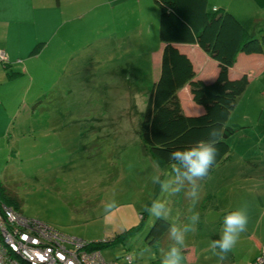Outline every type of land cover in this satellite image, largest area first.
<instances>
[{"label": "rangeland", "instance_id": "rangeland-1", "mask_svg": "<svg viewBox=\"0 0 264 264\" xmlns=\"http://www.w3.org/2000/svg\"><path fill=\"white\" fill-rule=\"evenodd\" d=\"M134 6L135 0H0V53L8 62L0 63V183L17 195L25 217L68 236L91 243L132 228L121 243L101 248L105 261L120 264L126 256L131 264H157L170 247L145 241L157 218L145 206L154 201L181 230L200 214L196 230L176 245L186 250L184 264H219L211 242L220 238L224 214L246 203L247 230L223 264H264V80L249 83L228 118L249 123L229 138V159L199 184L195 202L181 203L173 189L178 175L187 178L184 169L156 164L139 134L161 42L158 6L151 12L141 0L145 14ZM39 42L45 45L32 55Z\"/></svg>", "mask_w": 264, "mask_h": 264}, {"label": "trees", "instance_id": "trees-1", "mask_svg": "<svg viewBox=\"0 0 264 264\" xmlns=\"http://www.w3.org/2000/svg\"><path fill=\"white\" fill-rule=\"evenodd\" d=\"M153 2L152 9L158 6V36L162 51L159 71L152 82L142 115L140 137L153 160L162 167L177 164L171 154L177 149L192 148L198 141L212 144L218 150L208 175L204 179H196L195 185L188 178H182L180 182L177 176V197L186 204L192 197L193 188L198 189L199 184L231 156L228 140L243 126L228 124V118L250 79L247 74L232 78L229 72L239 53H264V26L249 32L229 9H212L207 0ZM182 44L197 45L217 63L218 72L213 80L207 82L197 77L191 59L178 47ZM44 45L45 42L37 43L31 54L39 53ZM6 61H0L5 68L8 67ZM8 74L11 76V73ZM186 85H189L192 101L202 108L199 114H187L183 110L179 90ZM0 203L17 211L19 209L17 195L2 183ZM173 226L164 215L154 219L145 233L146 243L159 245L162 249L175 244L170 232ZM131 230H125L110 240L88 242V249L101 252L102 247L121 243ZM156 262L161 264L159 259ZM126 264L131 263L126 261Z\"/></svg>", "mask_w": 264, "mask_h": 264}, {"label": "built area", "instance_id": "built-area-1", "mask_svg": "<svg viewBox=\"0 0 264 264\" xmlns=\"http://www.w3.org/2000/svg\"><path fill=\"white\" fill-rule=\"evenodd\" d=\"M88 248V242L0 203V264H120L105 261L99 250ZM125 259L131 263L130 256Z\"/></svg>", "mask_w": 264, "mask_h": 264}, {"label": "clouds", "instance_id": "clouds-1", "mask_svg": "<svg viewBox=\"0 0 264 264\" xmlns=\"http://www.w3.org/2000/svg\"><path fill=\"white\" fill-rule=\"evenodd\" d=\"M217 143L219 141H216ZM217 148L212 146L205 141H198L196 146L187 149H177L171 155L175 158V162L181 167L186 168L184 175L195 185L196 179H204L210 168L215 163ZM164 187V185H162ZM179 189H173L178 191ZM193 201L198 199V194L193 188L191 192ZM115 206V200L111 199L109 202L104 204L105 220L108 219L111 210ZM165 208L164 203L160 201H154L151 209L145 206V210L149 211L159 218L163 214ZM200 219L198 212H193L191 217V225L185 227L183 230L173 226L170 229L171 237L175 240V244L171 245L168 250L164 253L161 264H184L183 250L176 245L185 244V232L196 230V224ZM248 226V208L245 203L242 207L236 208L227 212L223 217V226L218 240L211 242L212 249H219V253H216L219 257V264H223V261L227 258V254L232 251L241 233L247 230Z\"/></svg>", "mask_w": 264, "mask_h": 264}, {"label": "crops", "instance_id": "crops-1", "mask_svg": "<svg viewBox=\"0 0 264 264\" xmlns=\"http://www.w3.org/2000/svg\"><path fill=\"white\" fill-rule=\"evenodd\" d=\"M120 2L123 0H119ZM138 3V6H134L135 12L143 13L141 9H138L141 0H135ZM209 6L213 8L224 7L229 9L235 16L239 19L242 25L247 29L257 30L263 23L259 22L261 18H264V0H207ZM145 3L148 4L149 10L152 12V4L150 0H145ZM116 5L119 2L114 3ZM129 13V12H128ZM133 14V13H132ZM140 22V20H139ZM137 21L132 22L134 27ZM117 29H120L119 27ZM251 31V30H249ZM179 49L184 52L192 61L194 65L195 72L197 77L204 81L213 80L218 72L217 63L213 61L208 55H206L197 45L195 44H182L178 45ZM162 44L159 45V48L155 54H152V59L155 65L159 66L161 59ZM242 74H247L250 83L259 76V79L264 80V53L263 54H244L239 53L236 58L234 66L230 69L229 75L232 78L239 77ZM185 94L187 97V102L183 103L184 99L181 98V95ZM179 97L181 99L182 107L185 113L187 114H199L202 111V108L199 105H196L191 98L190 90L188 86H184L179 90ZM264 110V105L262 108H259L260 118ZM239 124V123H237ZM241 125V124H240ZM249 123H244L242 126H248ZM242 127V128H243ZM228 160V159H227ZM226 160V161H227ZM225 161V162H226ZM225 164V163H224ZM219 168V167H218ZM184 172H186L184 170ZM215 172V171H214ZM213 174V173H212ZM259 213L264 218V205H260ZM264 230V229H263ZM261 240L264 239V235L260 234Z\"/></svg>", "mask_w": 264, "mask_h": 264}]
</instances>
